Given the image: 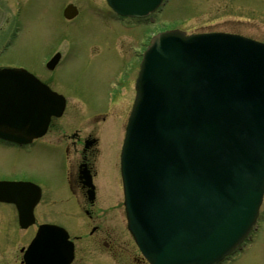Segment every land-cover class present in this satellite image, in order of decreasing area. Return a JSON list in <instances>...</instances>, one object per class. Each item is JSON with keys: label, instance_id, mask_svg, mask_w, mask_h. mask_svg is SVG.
<instances>
[{"label": "water", "instance_id": "water-1", "mask_svg": "<svg viewBox=\"0 0 264 264\" xmlns=\"http://www.w3.org/2000/svg\"><path fill=\"white\" fill-rule=\"evenodd\" d=\"M136 90L121 150L128 227L152 264L216 262L264 188V46L163 33Z\"/></svg>", "mask_w": 264, "mask_h": 264}, {"label": "flooded vegetation", "instance_id": "flooded-vegetation-1", "mask_svg": "<svg viewBox=\"0 0 264 264\" xmlns=\"http://www.w3.org/2000/svg\"><path fill=\"white\" fill-rule=\"evenodd\" d=\"M173 1L179 2L178 0H167L165 5L170 3L174 7ZM55 3H57L56 6L61 19L64 21V27L58 35L44 41L45 50L37 56L31 51L27 38L23 37L24 34H22L21 1L0 0V68L22 67L39 76L51 88L64 94L66 108L70 106V100H67L70 95L66 93L69 91L73 93L71 97H79L77 101L81 106H86L87 101L89 102L88 99L81 98V95L89 97L87 92L90 91V87L82 88L79 86L75 88L72 82L68 81V73L64 71L66 68L61 65L65 49L73 50L75 55L73 57L77 56V35L74 34V29L73 31H71L72 28L69 29V26L75 23L77 18L81 16L91 21V15H93L100 23L109 25L110 31L114 29V24L128 27L131 24L140 23L144 28L141 30L139 39L126 45L132 53L131 57L125 58L124 63H126L136 54L131 44L139 41L146 42L149 27L163 26L166 11L164 5L158 11L144 17L123 18L117 16L107 6L106 0H55ZM67 4H73L76 7V14L69 19L62 15V9ZM237 19L239 25L244 21L239 20L241 18ZM73 26L71 25V27ZM67 32L71 35L68 36ZM111 38L108 36L107 40L115 42V35H112ZM91 48L89 46V55L92 59L95 54L91 55ZM54 53L59 54L58 61L51 70H48L44 67V63ZM121 68L123 65L119 66V69ZM121 78L123 80L112 99L124 95L125 97L122 96V98L124 97L125 99H123L126 101L127 93L130 91L131 74H121ZM103 88L104 90L109 89V83L105 82ZM74 90L76 92H73ZM104 93L100 107L93 109L95 115L88 116L89 123L93 121V124H98L99 119L108 114L103 107V104L106 103ZM112 99H108V101ZM115 105L116 102L110 111H113ZM59 119L52 118L47 131L42 136L32 139L28 144L18 145L0 138V210L2 211V213L0 211V264H25L22 253L36 234L38 226L43 223H55L68 231L72 240V260L69 264H85V259L90 257L89 249L83 248V241H95L100 248L110 251L112 254H115L114 250L117 249L122 252H130L126 243L116 240L115 234L109 230L107 224L110 222L97 212L96 205L99 198L95 173L91 164V153L96 150V143H98V135L95 134L96 127H91L89 132L80 139L78 129L84 122L82 118L75 123L79 127L71 129L70 135L67 133L69 127L63 125L64 122L62 123L61 120L58 121ZM76 145H79V148L74 149ZM78 153L80 154L78 155ZM35 155L41 157L39 162L48 161V164L44 165L46 171L54 169V171L46 174L43 171V180L37 178L38 173L35 169L8 168L5 166L6 162L18 158L33 161ZM86 175L91 177L93 185H95V188L93 187L94 196L92 197L88 196L91 187L86 184ZM52 176L57 177V184L51 180ZM47 196L49 199L51 198L50 201L41 205ZM16 203L21 204L22 209L24 208L26 211L25 216L22 217V225L19 222ZM69 203L81 211L69 213ZM9 208L13 210V214ZM5 220L9 221L8 227L14 232L12 238H9L12 234L8 233L9 230H6L4 226Z\"/></svg>", "mask_w": 264, "mask_h": 264}, {"label": "rangeland", "instance_id": "rangeland-1", "mask_svg": "<svg viewBox=\"0 0 264 264\" xmlns=\"http://www.w3.org/2000/svg\"><path fill=\"white\" fill-rule=\"evenodd\" d=\"M20 1L22 4V34H24L23 37L27 38L28 46H30L31 51H33L34 55L38 56L45 50L44 41L58 35L59 31L64 27V21L61 19L55 0ZM178 1L179 2H172V4L175 5L174 7L170 5V3L167 5V9H165L166 11L164 13L165 20L183 17L188 13H203L202 18L196 19L193 23L190 22L189 24L182 25L183 29L185 28L187 31L198 30L201 26L207 24L204 23L203 19L208 17V13L214 12L206 8V6H208L212 9H216L217 7L215 15L218 17L224 15L226 12L230 13V18H228L226 22V27L223 28H227V30L230 31L238 30L252 37L264 39V0H196L195 6L192 4L194 0ZM237 18L244 19V21L239 25V22L235 21ZM71 25L74 26L71 27ZM71 25L69 29L72 28V30L70 29L71 31L74 29V34L77 35L76 38L78 43L76 57L78 58L73 57L75 56L73 50L68 51L69 49H65L61 65L66 68L64 71L68 74L69 72H74L76 69L82 71L77 73L79 79L83 80V78H88L87 83L90 85L89 99L92 108L94 106L100 107L102 94L105 92L103 88L104 83H109L110 77H112V74L117 70L116 68L120 65H124L125 58L128 59L131 57L132 53L128 50L126 45L130 42H136L144 27H142L140 23L131 24L128 27L114 24V29L110 31L109 25L100 23L93 15H91V21L88 18H82L80 16L77 18L76 22ZM112 35L116 37L115 42L107 40V37L109 36L111 38ZM89 46L92 47L91 55L95 54L92 59L89 55ZM121 56L123 57L121 58ZM72 84L75 88L81 85L79 81H72ZM73 92H76V90ZM66 93L70 95V97H68L70 106L58 121L61 120L62 123L64 122L63 125L69 127L67 133L70 135L71 129L79 127L75 123L82 118L84 122L78 129L80 139L89 132L91 127H96L95 134L98 135V143H96V150L91 153V164L93 172L95 173V181L99 186V202L96 205L97 212L102 214L106 221L110 222V224L107 225L109 226V230L115 234L116 240L119 242H128L127 234L124 231L125 225L121 223V219L124 218L122 193L118 170L115 167V143L118 138L119 129L121 128V123L118 122V120L124 109L115 108L111 113L99 119L98 124H93V121L89 123L88 116L92 109L90 104L87 107L81 106L77 101L79 97H71V94H73L72 91ZM82 97L87 98L86 95H81V98ZM55 133H57V131H55ZM75 148H79V145L74 146V149ZM79 154L80 153H78V155ZM40 158L41 157L38 155L33 156V161L18 158L14 161L6 162L5 166L8 168L18 167L19 169H35L38 173L37 178L43 180V174L54 171V169L46 171L44 165H47L48 161L39 162L38 160ZM34 162L35 164H32ZM56 178L54 176L51 177V180L55 184H57ZM50 199L47 196L45 199L46 202L44 201L41 205L49 202ZM119 201L121 205H119ZM74 209V205L69 203V210L72 211ZM9 210L13 214V210L11 208H9ZM261 211L264 212V197L261 203ZM8 219L11 220V218ZM4 222L6 230L8 229V233L12 234L9 238H12L14 232L8 227L9 221L5 220ZM70 222L71 219L69 217V223ZM128 246L131 247L130 244ZM10 247L9 245V248ZM97 247L98 245L95 241H83V248L85 250L89 249L90 254V257L85 259V264H93L101 261L111 262L112 264H128L132 253L136 252L133 248H131L132 251L130 252H122L117 249L114 250L116 253L115 259H111L109 255L99 250ZM230 260L227 263L223 262L221 264H264V230L260 234V238L257 242L250 239L235 252Z\"/></svg>", "mask_w": 264, "mask_h": 264}, {"label": "bare ground", "instance_id": "bare-ground-1", "mask_svg": "<svg viewBox=\"0 0 264 264\" xmlns=\"http://www.w3.org/2000/svg\"><path fill=\"white\" fill-rule=\"evenodd\" d=\"M131 96H132V93H131L130 97H131ZM130 97H129V96L126 97L125 105L128 104Z\"/></svg>", "mask_w": 264, "mask_h": 264}]
</instances>
